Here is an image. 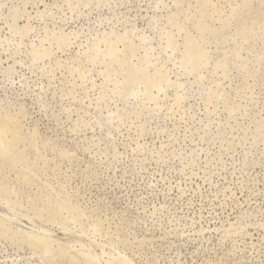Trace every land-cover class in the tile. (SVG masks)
I'll return each instance as SVG.
<instances>
[{"label":"rangeland","instance_id":"rangeland-1","mask_svg":"<svg viewBox=\"0 0 264 264\" xmlns=\"http://www.w3.org/2000/svg\"><path fill=\"white\" fill-rule=\"evenodd\" d=\"M0 264H264V0H0Z\"/></svg>","mask_w":264,"mask_h":264}]
</instances>
